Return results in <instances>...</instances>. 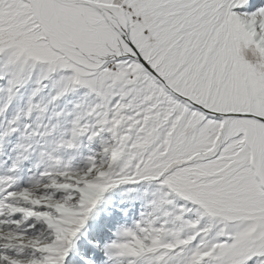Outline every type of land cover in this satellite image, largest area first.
<instances>
[{
	"label": "snow or ice",
	"instance_id": "1",
	"mask_svg": "<svg viewBox=\"0 0 264 264\" xmlns=\"http://www.w3.org/2000/svg\"><path fill=\"white\" fill-rule=\"evenodd\" d=\"M0 264H264V0H0Z\"/></svg>",
	"mask_w": 264,
	"mask_h": 264
}]
</instances>
